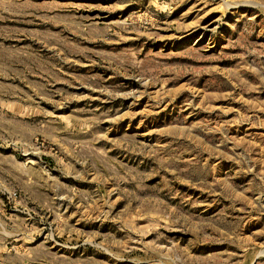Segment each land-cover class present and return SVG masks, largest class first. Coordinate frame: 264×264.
<instances>
[{
    "label": "rangeland",
    "instance_id": "1",
    "mask_svg": "<svg viewBox=\"0 0 264 264\" xmlns=\"http://www.w3.org/2000/svg\"><path fill=\"white\" fill-rule=\"evenodd\" d=\"M0 264H264V0H0Z\"/></svg>",
    "mask_w": 264,
    "mask_h": 264
}]
</instances>
